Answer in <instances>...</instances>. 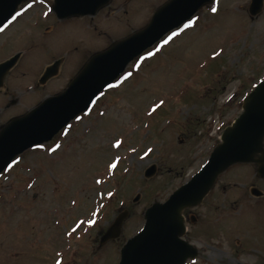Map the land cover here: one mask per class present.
<instances>
[{"label":"rangeland","instance_id":"374dc122","mask_svg":"<svg viewBox=\"0 0 264 264\" xmlns=\"http://www.w3.org/2000/svg\"><path fill=\"white\" fill-rule=\"evenodd\" d=\"M166 1L112 0L94 17L62 21L51 11L54 0L23 2L0 32V63L22 54L6 81L21 103L0 123L63 92L94 54L144 27ZM250 3L214 0L0 175V264L119 263L146 210L198 173L264 79V9L251 19ZM59 59L58 75L39 84ZM6 101L0 92V112ZM123 211L120 238L101 245ZM184 215L185 240L199 251L189 264H264V179L255 165L228 170Z\"/></svg>","mask_w":264,"mask_h":264},{"label":"water","instance_id":"95a60500","mask_svg":"<svg viewBox=\"0 0 264 264\" xmlns=\"http://www.w3.org/2000/svg\"><path fill=\"white\" fill-rule=\"evenodd\" d=\"M27 0H0V30L19 5ZM112 0H54L52 11L59 20L95 16ZM213 0H168L158 7L149 23L131 35L94 54L69 82L67 88L45 99L23 116L11 119L0 129V173L24 151L50 142L72 120L91 108L96 98L110 87L125 68L166 34L186 24ZM264 0H251L252 19L263 11ZM20 54L0 64V88ZM61 60L46 68L39 84L57 75ZM240 116L227 127L206 164L190 181L178 188L164 203L155 202L144 214L143 229L129 239L120 251L119 264H186L198 257L197 249L183 237L186 209L200 205L218 178L237 164L256 165V175L264 179V80L245 97ZM155 173L152 166L149 178ZM251 195L262 197L257 188ZM139 196L134 202H137ZM128 211L121 212L100 244L118 239Z\"/></svg>","mask_w":264,"mask_h":264},{"label":"flooded vegetation","instance_id":"af4514ba","mask_svg":"<svg viewBox=\"0 0 264 264\" xmlns=\"http://www.w3.org/2000/svg\"><path fill=\"white\" fill-rule=\"evenodd\" d=\"M9 77V76H8ZM3 94H4V96L6 97V99H7V101H6V103H4L5 105L3 106V108L1 109V112H0V115H2V114H4L5 113V111H8V110H10V109H14V108H18L19 107V105H20V101H18V99L17 98H14V95L13 94H11L9 91H8V88L6 87V89L4 90V92H3ZM25 102H23V104H24ZM16 108V109H17ZM20 111V110H19ZM19 111H17L18 113L16 114V116L14 115V117H17V116H19V115H21V114H23V113H25V112H19ZM14 117H11L10 119H12V118H14ZM9 119V120H10ZM5 124V123H4ZM4 124H1L0 123V129L4 126ZM191 220V219H190ZM189 264V263H188Z\"/></svg>","mask_w":264,"mask_h":264},{"label":"snow or ice","instance_id":"6c2138e0","mask_svg":"<svg viewBox=\"0 0 264 264\" xmlns=\"http://www.w3.org/2000/svg\"><path fill=\"white\" fill-rule=\"evenodd\" d=\"M212 11H213V12H215V11H216V9L214 8V9H212ZM113 167H115V165H113Z\"/></svg>","mask_w":264,"mask_h":264}]
</instances>
